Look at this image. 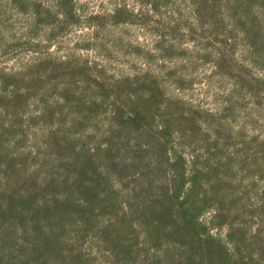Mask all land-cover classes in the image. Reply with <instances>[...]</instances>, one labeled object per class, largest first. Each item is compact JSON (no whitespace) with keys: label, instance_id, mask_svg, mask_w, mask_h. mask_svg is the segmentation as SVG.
I'll return each mask as SVG.
<instances>
[{"label":"trees","instance_id":"1","mask_svg":"<svg viewBox=\"0 0 264 264\" xmlns=\"http://www.w3.org/2000/svg\"><path fill=\"white\" fill-rule=\"evenodd\" d=\"M114 1L0 0V264H264V0Z\"/></svg>","mask_w":264,"mask_h":264},{"label":"rangeland","instance_id":"2","mask_svg":"<svg viewBox=\"0 0 264 264\" xmlns=\"http://www.w3.org/2000/svg\"><path fill=\"white\" fill-rule=\"evenodd\" d=\"M83 2L86 5V8L89 12H106L113 10L117 3L114 0H79ZM15 21V27L18 29L17 31H20V27H22L25 22L24 19L19 16H14ZM130 36L128 34V37L134 42H138L141 44H146L148 40L145 39V37L142 35L141 31L135 28L129 29ZM86 33V31L80 30L70 35L68 38H66L60 46H56L54 48V51L59 53L60 55H64L69 49L73 47V45L76 43L77 40H79L80 36ZM93 56L94 54H90ZM13 63H10L9 66L11 67ZM113 67L115 71L118 72H128L131 69L128 68V65H123L120 62H117L116 60L113 61ZM216 84L212 83L211 85L203 84L201 86H198L195 91L188 94V96H192L193 99H195L197 102L201 103L203 106L209 109H215L217 106L214 98Z\"/></svg>","mask_w":264,"mask_h":264}]
</instances>
